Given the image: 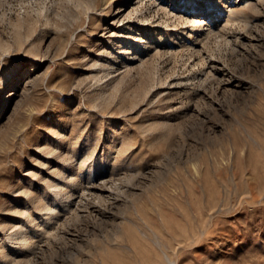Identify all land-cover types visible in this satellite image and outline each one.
Instances as JSON below:
<instances>
[{
    "label": "rangeland",
    "instance_id": "1",
    "mask_svg": "<svg viewBox=\"0 0 264 264\" xmlns=\"http://www.w3.org/2000/svg\"><path fill=\"white\" fill-rule=\"evenodd\" d=\"M231 1L0 0V264H264V0Z\"/></svg>",
    "mask_w": 264,
    "mask_h": 264
},
{
    "label": "bare ground",
    "instance_id": "2",
    "mask_svg": "<svg viewBox=\"0 0 264 264\" xmlns=\"http://www.w3.org/2000/svg\"><path fill=\"white\" fill-rule=\"evenodd\" d=\"M212 1V7H218L219 5H221V4H223V0H211ZM233 1V0H232ZM231 1V2H232ZM138 2V1H137ZM136 2V3H137ZM139 3H141V2H139ZM233 4H234V6H236V7H234L233 8V6L232 7H230V5H226V4H223V5H225V8H228V14H229V16H232L235 12H236V10H237V5H238V1L235 3V1H233ZM232 4V5H233ZM122 7V8H121ZM121 7H119L118 8V10H117V14H120L121 12L123 13V6H121ZM209 7V6H208ZM230 7V8H229ZM137 8H138V5H137ZM206 8V7H205ZM223 8V7H222ZM224 8V9H225ZM209 9V8H208ZM217 9V8H216ZM219 9V8H218ZM223 9V10H224ZM122 10V11H121ZM220 10V9H219ZM207 12H209L210 13V16L212 15L211 14V11L210 10H206ZM206 11H203V10H201V11H197V12H195L192 16H189V20H191L192 21V25H193V29H197L198 27H203L206 23V19H204L203 18V16L201 15V13H203V12H206ZM224 12V11H223ZM222 12V13H223ZM225 13V12H224ZM208 15V14H207ZM219 16V15H218ZM213 17V16H212ZM125 18H127V17H125ZM121 21L122 20H124V18H121L120 19ZM229 21V20H228ZM214 23V22H213ZM209 24H210V22H209ZM214 25V24H213ZM214 26H216V25H214ZM220 26H222L221 24H220ZM136 27V26H135ZM135 27H132V25H129L127 28L130 30V35L132 36L131 37V40L129 41V49L131 50V49H135V47H136V49H143V48H145V47H149L150 45H152L153 43H152V37H150V39H148V40H146V41H144V42H138L137 44H135L134 43V41H135V38H136V36H137V34H135V32H136V29L137 28H135ZM207 27V26H206ZM216 28H218V27H215V29ZM192 29V30H193ZM215 29H213L212 27H207L206 28V30H204L202 33H205L206 35H209V34H212V32H213V30H215ZM220 30V29H219ZM155 31H157V30H154V32ZM159 32H160V35H159V37L158 38H156L158 41H163L164 40V38L165 37H167L168 35H169V33L168 32H166V31H162V30H159ZM120 33H122V32H120ZM119 33V34H120ZM123 33H125V32H123ZM122 33V34H123ZM156 33V32H155ZM201 32H200V34H202ZM216 33V32H215ZM140 36V35H139ZM188 36H191V34H189ZM200 35L198 34V35H196L193 39H192V45H194V44H197V42H198V37H199ZM205 36V35H204ZM143 37V36H142ZM142 37L141 38H139L138 37V40L139 39H141L142 40ZM202 37V36H201ZM203 39V38H202ZM144 40V39H143ZM167 41V40H166ZM152 43V44H151ZM162 43V42H161ZM200 43V42H199ZM128 44V43H127ZM187 44V43H186ZM159 46V45H158ZM182 46H184L183 44H182ZM124 49V48H123ZM125 50H128V49H126L125 48ZM129 50V51H130ZM124 51V50H123ZM134 51V50H133ZM134 53V52H133ZM128 59H130V58H128ZM125 62V61H124ZM126 65H128V63L126 64ZM106 67V66H105ZM109 70V69H108ZM56 206H58V204H57V202H56ZM48 218H50V215H48Z\"/></svg>",
    "mask_w": 264,
    "mask_h": 264
}]
</instances>
